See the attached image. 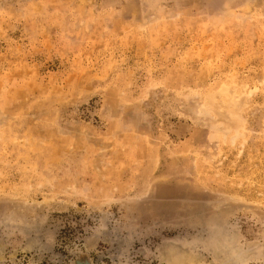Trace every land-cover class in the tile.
<instances>
[{"label":"rangeland","instance_id":"374dc122","mask_svg":"<svg viewBox=\"0 0 264 264\" xmlns=\"http://www.w3.org/2000/svg\"><path fill=\"white\" fill-rule=\"evenodd\" d=\"M264 264V0H0V264Z\"/></svg>","mask_w":264,"mask_h":264},{"label":"bare ground","instance_id":"6f19581e","mask_svg":"<svg viewBox=\"0 0 264 264\" xmlns=\"http://www.w3.org/2000/svg\"><path fill=\"white\" fill-rule=\"evenodd\" d=\"M178 264H194V263H192V262L189 261V262H179Z\"/></svg>","mask_w":264,"mask_h":264}]
</instances>
